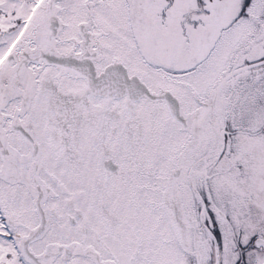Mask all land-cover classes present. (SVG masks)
I'll return each mask as SVG.
<instances>
[{
  "label": "snow or ice",
  "instance_id": "6c2138e0",
  "mask_svg": "<svg viewBox=\"0 0 264 264\" xmlns=\"http://www.w3.org/2000/svg\"><path fill=\"white\" fill-rule=\"evenodd\" d=\"M0 264H264V0H0Z\"/></svg>",
  "mask_w": 264,
  "mask_h": 264
}]
</instances>
